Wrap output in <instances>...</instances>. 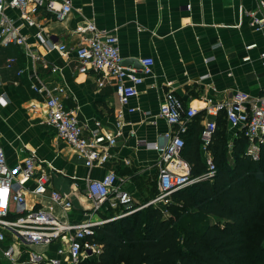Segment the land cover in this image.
<instances>
[{
    "label": "crops",
    "instance_id": "1",
    "mask_svg": "<svg viewBox=\"0 0 264 264\" xmlns=\"http://www.w3.org/2000/svg\"><path fill=\"white\" fill-rule=\"evenodd\" d=\"M258 1L70 0L71 11L61 19L53 18L44 9L39 10L37 19L44 27L48 43L74 48L79 40L76 31L92 21L98 29L117 37L121 62L153 60L138 95L130 98L126 107L118 105L113 88L97 86L94 73L77 72L73 53L63 55L39 46L34 38L35 30L17 21L26 42L58 69L51 74L39 68V76L48 88L65 89L64 107L76 108L81 124L92 127L98 123L103 133L113 135L115 114L119 109L123 110V119L115 147L110 149L112 158L102 167L88 170L75 151L57 138L55 130L40 122L42 116L30 111V105L40 99L30 90L31 62L23 48L16 45L0 48V94L6 100V105L0 106V146L7 164L15 166L28 152H34L36 173L44 170L49 176V185L71 201L72 208L67 212L51 206L55 216L64 218L62 221L82 218V213L91 207L84 194L86 178L100 179L109 171L121 179L117 185L129 194L131 208L144 206L150 201H138L144 199V193L135 183L145 182L149 175L156 174L159 153L137 144V140L165 144L164 133L170 127L158 116V107L167 91H172L184 108H201L204 99L227 100L235 92L256 96L264 87V66L260 60V53L264 51V29L253 30L249 26L250 19L244 14L256 10ZM6 13L16 19V11L7 9ZM251 44L254 47L246 49ZM8 57L15 58L16 62L6 69L3 67ZM20 68L24 72L17 77L14 71ZM128 107L136 109L130 113ZM144 112L149 115L145 116ZM204 120L201 115L198 124L201 129ZM192 121L186 137L193 132ZM224 131L227 142L232 143L237 137L235 130L225 123ZM198 149L204 160L200 133ZM208 150L211 154L209 147ZM25 186L30 188L32 181L25 182ZM25 199L28 206L34 205L33 195L27 192ZM41 204L49 209L48 200L42 199ZM98 217L99 214L94 216ZM10 243L8 238L6 243L0 244V264H12L1 253ZM18 245L13 249L14 264H28L29 249ZM43 250L46 256L54 255L53 246L46 250L43 247Z\"/></svg>",
    "mask_w": 264,
    "mask_h": 264
},
{
    "label": "built area",
    "instance_id": "2",
    "mask_svg": "<svg viewBox=\"0 0 264 264\" xmlns=\"http://www.w3.org/2000/svg\"><path fill=\"white\" fill-rule=\"evenodd\" d=\"M7 9L16 11V19L7 15ZM41 9L46 10L53 18L61 19L71 11V4L70 0H0V48L10 45L22 47L26 58L31 62L29 87L40 101H34L29 107L30 111L42 116L40 122L55 130L57 138L75 151L85 168L91 170L102 167L112 158L110 149L115 147V138L120 134L123 110L119 109L115 114L113 135L103 133L98 123L92 127L81 124L77 109L64 107L65 89L61 86L50 89L39 76V68L51 74H55L58 69L26 42L17 21L35 30L34 38L39 46L63 55L73 53L77 61V72H92L96 75L99 88H113L120 107H126L130 98L138 95L139 86L143 83L144 76L150 73L153 60L141 59L142 70L124 67L121 64L117 37L106 30L98 29L92 21L86 22L76 31L79 40L74 48L69 49L62 43H48L44 27L37 19ZM244 14L250 19L249 26L253 30L264 29V0L258 1L256 10L246 11ZM252 47L254 44L248 45L246 49ZM245 60H248V57ZM260 60L264 66V51L260 53ZM15 62V58L8 57L4 68H11ZM23 72L20 68L15 74L19 77ZM5 105V96L0 94V106ZM135 109L128 107L127 111L131 113ZM200 113L205 119L200 132L201 147L205 152V171L198 176H192L191 165L181 155L184 147L183 136L187 132L188 124ZM144 115L148 116L149 112H144ZM158 116L170 127V130L164 133L165 144L160 146L142 139L137 140V144L159 153L156 172L157 194L144 206L164 207L170 202V195L175 191L213 176L215 166L208 147L220 117L235 130V136L240 133L246 140L244 154L247 157L257 160L264 146V87L256 96L235 92L227 100L204 99L201 108H184L181 100L172 91H167L159 104ZM36 161L34 152H28L18 164L11 167L7 164L5 153L0 146V244L6 243L10 238L12 243L16 242L21 246H55L54 255L51 257L29 250L28 264H81L80 257L83 252L92 256L100 250V246L89 241L94 229L112 219L128 215L137 208H131L129 194L117 185L121 179L113 171H109L100 179L86 178L84 194L91 207L82 213L81 219L59 220L52 213L51 206L67 212L72 208L71 201L49 185V176L44 170L40 169L36 173ZM29 181H32L30 188L25 186V182ZM27 192L35 198L31 207L25 199ZM42 199L48 200L49 209H45L41 204ZM105 205L110 209L119 207L121 211L110 218H94ZM13 249L10 243L1 250L3 257L12 264L15 262Z\"/></svg>",
    "mask_w": 264,
    "mask_h": 264
},
{
    "label": "trees",
    "instance_id": "3",
    "mask_svg": "<svg viewBox=\"0 0 264 264\" xmlns=\"http://www.w3.org/2000/svg\"><path fill=\"white\" fill-rule=\"evenodd\" d=\"M201 115L183 136L181 155L192 176L205 171L198 149ZM224 124L220 117L209 146L213 176L175 191L164 207L149 205L96 227L89 241L100 250L86 264H264V146L252 160L239 133L229 162ZM141 182L135 184L143 197L154 198L157 189L154 195ZM163 210L176 216L166 218ZM119 211L105 205L98 214L110 218Z\"/></svg>",
    "mask_w": 264,
    "mask_h": 264
},
{
    "label": "rangeland",
    "instance_id": "4",
    "mask_svg": "<svg viewBox=\"0 0 264 264\" xmlns=\"http://www.w3.org/2000/svg\"><path fill=\"white\" fill-rule=\"evenodd\" d=\"M232 146H233V144L231 143V142H227V156H226V158H227V160L229 161V162H231L232 163V161H233V158L231 157V154H230V152H231V150L233 149L232 148ZM245 152V151H244ZM210 155V157L212 158V154H209ZM134 182H136V181H134ZM145 182H146V185H148V188H150L151 190H153V194L155 195V192H156V174H153V175H149L148 177H147V179L145 180ZM144 182V183H145ZM152 198H149V199H138V201L141 203V202H146L147 203V201H150ZM139 203V204H140ZM137 209H140L139 208V206L137 207ZM164 211V213H165V217L166 218H168L169 216H176L172 211H167V213H166V211L165 210H163ZM174 214V215H173ZM57 216V215H56ZM173 217V218H174ZM57 218L59 219V220H62V219H64V218H61L60 216H57ZM12 245H13V247L15 248V247H18L19 245H18V243H16V242H14V243H12ZM25 248L26 249H29V250H33V251H35V252H38V253H43L44 252V250H43V247H39V246H31V247H27V246H25ZM45 250H46V248H45ZM88 251H90V250H88ZM94 256H95V254L94 255H89L87 252H83L82 253V255H81V257H80V259H81V264H86V262L88 261V260H91V259H93L94 258Z\"/></svg>",
    "mask_w": 264,
    "mask_h": 264
},
{
    "label": "water",
    "instance_id": "5",
    "mask_svg": "<svg viewBox=\"0 0 264 264\" xmlns=\"http://www.w3.org/2000/svg\"><path fill=\"white\" fill-rule=\"evenodd\" d=\"M121 64L123 66H129L130 65L131 67H133L136 70H142V66H141L140 62L136 59L129 60V62H127V60H125V61L121 62Z\"/></svg>",
    "mask_w": 264,
    "mask_h": 264
}]
</instances>
